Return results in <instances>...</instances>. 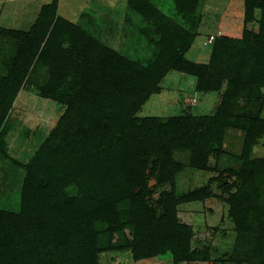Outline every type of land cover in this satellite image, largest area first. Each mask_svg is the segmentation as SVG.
Instances as JSON below:
<instances>
[{"label": "trees", "instance_id": "1", "mask_svg": "<svg viewBox=\"0 0 264 264\" xmlns=\"http://www.w3.org/2000/svg\"><path fill=\"white\" fill-rule=\"evenodd\" d=\"M171 1L177 20L149 0H128L129 9L151 25L141 32L151 48L146 62L114 51L60 17L58 0L43 5L27 30L0 27V37L11 40L13 49L0 85V109H10L37 67L49 75L40 97L65 107L25 166L19 211L0 210V264H98L99 253L120 250L130 251L135 261L170 255L175 264L201 256L191 250L190 230L178 222L176 206L211 192L205 187L178 198L174 176L182 163L173 154L188 152V166L205 169L233 123L232 112L242 100L254 102L264 87V0H244L241 38H208V56L204 50L198 61L188 54L203 0ZM253 23L254 31L247 28ZM171 71L193 77L199 99L219 96L216 111L165 121L136 117ZM239 118L243 165L233 175L241 182L225 199L235 229L231 261L264 264V161L250 157L264 136V119ZM150 178L155 188L169 186L155 207Z\"/></svg>", "mask_w": 264, "mask_h": 264}, {"label": "rangeland", "instance_id": "2", "mask_svg": "<svg viewBox=\"0 0 264 264\" xmlns=\"http://www.w3.org/2000/svg\"><path fill=\"white\" fill-rule=\"evenodd\" d=\"M52 0H0V27L8 30H27L35 20L40 8ZM161 12L179 19L174 12L171 0H149ZM197 38L189 57L201 60L209 48L205 43L210 36L226 34L223 30L232 20L241 30L244 28V0H203ZM57 14L84 28L92 36L101 40L114 51L132 59L146 62L150 56L149 40L141 32L147 24L128 7V0H58ZM260 10L254 11L259 18ZM255 18L256 20H258ZM150 25V26H149ZM231 27V26H230ZM247 28L254 31L257 24ZM150 38L154 36L150 34ZM241 38V37H240ZM235 39V38H234ZM205 48V49H203ZM12 41L0 37V85L8 73L7 58H12ZM45 68L37 67L29 74L28 83L20 90L10 109H0L3 115L0 126V210L17 213L20 206V191L28 165L37 150L56 126L65 107L39 95V88L48 79ZM194 78L171 71L160 84V93L153 95L138 110L136 117H158L167 120L170 117L190 113L192 116L213 114L219 103V96H207L199 99L194 92ZM239 110H234L233 123L225 130L216 152L208 157L207 167L195 170L188 166L189 154L177 150L173 154L174 162L182 163L175 171L174 190L179 198L194 190L209 188L211 196L204 200L181 203L176 206V216L180 224L190 230V248L197 251L199 258L182 261L177 264H234L231 261L235 242V229L229 206L225 202L228 192L239 187L240 179L233 174L242 167L245 133L241 130L239 117L242 114L258 115L264 119V87L256 92L254 102L241 101ZM1 108V107H0ZM240 109H242L240 111ZM250 157L264 161V136L259 138L251 149ZM153 189L151 204H157L159 193L168 190L164 185L155 188L156 180L149 179ZM264 190V185L262 186ZM229 190V191H228ZM74 195V188H67ZM98 264H175L170 255H157L152 258L135 261L127 250L104 251L97 255Z\"/></svg>", "mask_w": 264, "mask_h": 264}, {"label": "crops", "instance_id": "3", "mask_svg": "<svg viewBox=\"0 0 264 264\" xmlns=\"http://www.w3.org/2000/svg\"><path fill=\"white\" fill-rule=\"evenodd\" d=\"M241 30H242V28H241ZM241 30L238 29L237 24H235L232 20H228V27L226 28V30H223V32L226 34H222L221 36L239 39L241 37L240 36ZM207 99L208 98H206V100L204 102H206L207 104H211L209 101H207Z\"/></svg>", "mask_w": 264, "mask_h": 264}, {"label": "built area", "instance_id": "4", "mask_svg": "<svg viewBox=\"0 0 264 264\" xmlns=\"http://www.w3.org/2000/svg\"><path fill=\"white\" fill-rule=\"evenodd\" d=\"M217 36H220V34L218 33L216 36H210L209 39H208V42H211Z\"/></svg>", "mask_w": 264, "mask_h": 264}]
</instances>
